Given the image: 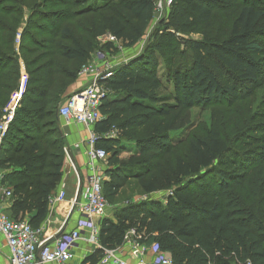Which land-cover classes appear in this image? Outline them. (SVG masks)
Instances as JSON below:
<instances>
[{
	"label": "trees",
	"instance_id": "obj_1",
	"mask_svg": "<svg viewBox=\"0 0 264 264\" xmlns=\"http://www.w3.org/2000/svg\"><path fill=\"white\" fill-rule=\"evenodd\" d=\"M155 1L0 0V119L19 89L17 51L27 76L0 145V167L12 185L10 218L33 210L30 225L38 226L61 175L64 152L52 138L56 132L62 140L58 105L75 73L58 69L56 58L83 64L95 38L106 34L133 46ZM167 10L171 27L201 35L188 45L190 63L180 70L172 49L165 51L173 35L149 41L105 80L110 94L94 125L96 134H116L95 142L112 166L103 181L107 199L129 180L145 194H166L129 200L115 211V221L103 219L100 246L117 248L132 229L141 241L153 239L173 264H264V95L258 111L250 101L257 88L264 92V2L173 0ZM80 17L84 28L75 35L67 22ZM36 18L49 20L46 42L30 39ZM162 57L169 66L178 61L161 76ZM163 84L171 86L167 94ZM214 104L223 111L206 131L179 138L193 108ZM123 152L129 153L125 160Z\"/></svg>",
	"mask_w": 264,
	"mask_h": 264
},
{
	"label": "built area",
	"instance_id": "obj_2",
	"mask_svg": "<svg viewBox=\"0 0 264 264\" xmlns=\"http://www.w3.org/2000/svg\"><path fill=\"white\" fill-rule=\"evenodd\" d=\"M172 1L156 0L154 11L161 13L170 7ZM102 36H107L110 41H117L109 34ZM115 67L112 66L110 69L95 75L89 74L88 83L82 89L71 93L58 105L59 118L86 127L101 120V102L104 97L110 94V90L105 86V80L112 74ZM86 71L87 69L83 70V72ZM20 95L21 90L19 88L11 94L10 101L4 109L0 119V145L14 112L13 106L15 105L11 108L8 105L14 100L18 103ZM107 134L98 135L91 131L87 137L86 156L91 172L86 174L78 200L73 204L79 218L74 228L65 231L58 238H53V236L40 238L39 230L33 228L28 221L12 219L4 212L3 201L11 197V190L3 184L5 171L0 167V235L4 247L7 249L9 264H67L74 258L75 250L79 247L84 236L88 235L90 239L96 240L98 235L97 218L104 215L108 202L103 192V177L95 169L94 163L105 161L108 154L105 149L96 147L95 142ZM65 197V191L59 189L49 195V200L58 202L64 200ZM151 249L155 253L151 264H173L170 254L159 250L155 242ZM101 250V264H137L129 263L116 256L112 249L101 248Z\"/></svg>",
	"mask_w": 264,
	"mask_h": 264
},
{
	"label": "rangeland",
	"instance_id": "obj_3",
	"mask_svg": "<svg viewBox=\"0 0 264 264\" xmlns=\"http://www.w3.org/2000/svg\"><path fill=\"white\" fill-rule=\"evenodd\" d=\"M72 1L73 0H71V2ZM22 9H23L24 14L28 12L26 7L24 8L22 7ZM72 9H74V7H72ZM167 12H168L167 9H165L161 13H157L154 11L151 20L148 22L146 26L144 34L142 35L140 40L131 47L123 46V44L119 40L110 41L107 36H100V37L95 38L94 47L92 51L90 52L88 59L85 61V63L79 64L74 59L63 60L62 58H56L58 69L65 68L66 70L72 71L75 73V77L72 80L68 81L69 84L67 87H69V85H71L72 83H75L82 76H87L89 74L91 75L92 73L94 75L100 72L102 73L103 71L110 69L112 66L114 67V66H117L118 64L120 65L128 61L129 59L135 57L137 54L142 52V50L144 49V47L149 41L163 42L164 39L167 38L169 34L173 35V38L170 42V46L168 47L165 46V51L167 52L169 49H172V51L174 52L175 58L179 60V69L182 70V68H184L186 65L190 63V56L188 55L189 43L192 40L201 39V35L198 33H186V34L180 33L174 27H171L167 23V20H166ZM26 20H27V16L23 15L20 20L19 30L24 27ZM84 21H85V17H80V18H74L67 23L72 27V30L75 33V35H77L84 28L83 27ZM49 25H50L49 20H42V18H36L33 24H31L30 27L28 28L31 33L30 39L32 41H37V42L39 41L46 42L44 39H47L48 37H50L47 31L48 30L47 28ZM18 36L19 35H17V37ZM24 41H25L24 45H30L31 41H28V38L25 39ZM63 42L66 43L67 41H63ZM16 43H18V40L16 41ZM35 45L37 46V43H35ZM17 54H18L17 61L19 62L18 66L21 72V75L19 78V86H21V83H23V77L26 75V73H25L24 65L20 58L21 54L19 51H17ZM160 59L162 61V66H159L158 73L161 76L162 74L167 72L166 70L171 71L172 69H174L178 61L177 60L172 66H169L168 65L169 63H167L164 60V57ZM84 69H87V71L83 72ZM163 87L164 89H162L161 92L165 94H167L168 93L167 91L171 89V86H168L169 89L166 88L165 84H163ZM262 88L263 87L257 88L255 90V93L251 97L250 101L252 102L254 106L253 108L252 104L250 105L253 108L252 112L256 109L257 104L259 103V101H261L262 96L264 95ZM9 101L10 99L8 100V102ZM16 105L17 103L14 100L9 103L8 107L11 108L13 106V109L15 110ZM217 106L218 105L214 104V105H209L207 107L193 108L191 110V116H190L191 124L187 128V130L179 132V138H183L185 136H193V135L197 136V135L202 134L204 131H206L209 127V124L212 118H214L215 116L219 117L220 116L219 114L221 113V111H223L221 108ZM255 111H258V109ZM56 135L57 133L54 132V136L52 139H55L57 142L61 141L57 138ZM115 135L116 134H114V136ZM127 145H130V144H127ZM128 155H129L128 152H123L120 155V157L121 159L125 160L128 157ZM165 194L166 192L164 191L155 192L149 195L145 194L140 190V188L137 186L134 180H130L127 182V184L123 188L120 195H118L115 198L107 199L108 204L110 206L106 213L110 211H116L118 208V205L120 206V204L124 203L125 201L127 202V200L132 201V200H139L143 198H153V199L163 200Z\"/></svg>",
	"mask_w": 264,
	"mask_h": 264
},
{
	"label": "crops",
	"instance_id": "obj_4",
	"mask_svg": "<svg viewBox=\"0 0 264 264\" xmlns=\"http://www.w3.org/2000/svg\"><path fill=\"white\" fill-rule=\"evenodd\" d=\"M26 77V75L23 77V83H21V86H19L21 93L24 89ZM89 79V75L80 77L75 83H72L69 85V87H67L65 95H70L71 93L82 89L88 83ZM94 125L86 127L84 125L59 118L58 134L62 137L61 144L64 152V158L61 175L55 185V190L53 193L59 189H63L66 193V197L64 200L58 202L53 200L51 201L48 197L46 215L44 219L39 222L38 226L33 227L39 230L40 238L50 236L52 237L67 217L69 218L65 231L75 227V224L79 218V214L76 208H74L73 204L76 202V200H78V196L86 174L91 172L88 158L86 156V140L91 131L95 133ZM114 134L115 131H110L108 132L107 136L105 135L101 138H103V140H107L108 138L110 139L114 137ZM101 138L99 141L102 140ZM94 166L95 169L101 173L103 181L107 180L108 176L105 175V170L112 167L108 165L107 159L105 161L95 162ZM3 184L11 190L12 185L7 183L5 180V173ZM123 188H121L118 194L112 198L120 195ZM12 201L13 200L11 197L3 201V210L10 216H14V212L11 210ZM124 203H126V201ZM124 203L120 204V206L118 205L117 209H119ZM109 206L110 205L108 204L104 215L100 218H97L98 225L105 218L112 221L116 220L114 215L115 211L106 213ZM19 217L30 223L33 218V210L25 211L23 216L19 214ZM138 236L139 235H136L134 230L130 229L127 231L123 243L112 250L116 256L126 260L129 263L151 264L155 255L151 249V246L154 244V240L150 238L145 241H141V238L139 239ZM93 255H95V257L91 261H88L87 259ZM101 256L102 250L98 238H96V240H92L88 235H86L81 239L79 247L75 250L74 258L67 264H101ZM140 259L141 261H139ZM0 264H9L7 249L4 247L1 235Z\"/></svg>",
	"mask_w": 264,
	"mask_h": 264
},
{
	"label": "water",
	"instance_id": "obj_5",
	"mask_svg": "<svg viewBox=\"0 0 264 264\" xmlns=\"http://www.w3.org/2000/svg\"><path fill=\"white\" fill-rule=\"evenodd\" d=\"M70 214V213H69ZM69 216V215H68ZM68 218L67 217L64 222L62 223V225L59 227V229L55 232V234L53 235V238H58L60 237L64 232H65V229H66V226H67V222H68Z\"/></svg>",
	"mask_w": 264,
	"mask_h": 264
}]
</instances>
